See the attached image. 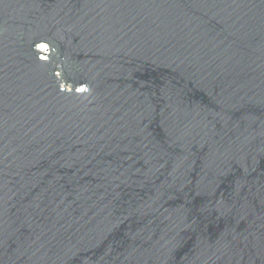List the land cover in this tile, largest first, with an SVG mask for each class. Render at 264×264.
I'll use <instances>...</instances> for the list:
<instances>
[{
    "label": "water",
    "instance_id": "95a60500",
    "mask_svg": "<svg viewBox=\"0 0 264 264\" xmlns=\"http://www.w3.org/2000/svg\"><path fill=\"white\" fill-rule=\"evenodd\" d=\"M0 264H264V0H0Z\"/></svg>",
    "mask_w": 264,
    "mask_h": 264
}]
</instances>
